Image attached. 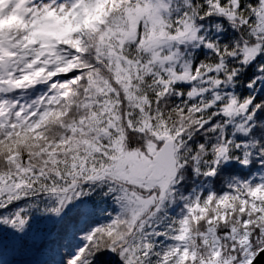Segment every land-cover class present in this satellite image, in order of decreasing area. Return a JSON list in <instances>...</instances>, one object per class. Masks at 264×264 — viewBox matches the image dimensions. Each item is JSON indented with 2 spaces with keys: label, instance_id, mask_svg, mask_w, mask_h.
Instances as JSON below:
<instances>
[{
  "label": "snow or ice",
  "instance_id": "6c2138e0",
  "mask_svg": "<svg viewBox=\"0 0 264 264\" xmlns=\"http://www.w3.org/2000/svg\"><path fill=\"white\" fill-rule=\"evenodd\" d=\"M264 0H0V264H264Z\"/></svg>",
  "mask_w": 264,
  "mask_h": 264
},
{
  "label": "water",
  "instance_id": "95a60500",
  "mask_svg": "<svg viewBox=\"0 0 264 264\" xmlns=\"http://www.w3.org/2000/svg\"><path fill=\"white\" fill-rule=\"evenodd\" d=\"M262 260H264V254H262V257H261Z\"/></svg>",
  "mask_w": 264,
  "mask_h": 264
}]
</instances>
